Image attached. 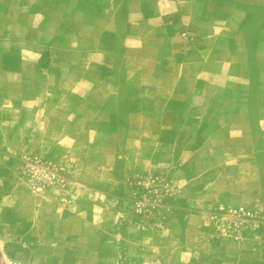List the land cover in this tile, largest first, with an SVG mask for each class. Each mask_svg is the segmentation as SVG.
I'll use <instances>...</instances> for the list:
<instances>
[{"label":"crops","instance_id":"1","mask_svg":"<svg viewBox=\"0 0 264 264\" xmlns=\"http://www.w3.org/2000/svg\"><path fill=\"white\" fill-rule=\"evenodd\" d=\"M124 56L134 57V67L136 56H148V83L114 76ZM78 70L87 76L68 74ZM126 86L140 89L129 96V111ZM15 87L27 118L59 120L64 103L73 107L66 111L71 120L87 122L96 112L122 128L120 120L140 119L182 138L184 161L173 162L169 173L185 185L181 197L193 195L204 209L206 200L218 211L213 199L243 204L255 198V171L264 165L257 156L264 151V0H0V89L12 108ZM207 88L227 93L205 95ZM162 90L170 94L159 96ZM86 133L102 136L88 149L102 152L104 168L110 130L92 125ZM150 143L155 151L172 148ZM260 203L263 220L235 222L241 230L232 234L217 226L215 241L202 226L208 210L187 214L182 251L206 259L201 249L214 242L216 264H264Z\"/></svg>","mask_w":264,"mask_h":264},{"label":"rangeland","instance_id":"2","mask_svg":"<svg viewBox=\"0 0 264 264\" xmlns=\"http://www.w3.org/2000/svg\"><path fill=\"white\" fill-rule=\"evenodd\" d=\"M147 57L136 56L139 63L134 67V57L124 56L122 69L114 76L125 82L148 83L150 73L144 62ZM79 61L86 59L81 57ZM68 74L82 79L87 71ZM125 89V107L129 111V96L140 94V89ZM1 91L4 90L0 89V249L8 264H216L211 249L214 242L206 241L201 249L206 259L182 251L187 214L208 210L202 226L214 241L217 226L232 234L241 230L235 222L249 217L263 220L258 208L262 206L260 202L264 205V165L259 173L255 171L254 200L239 204V200L233 203L213 199L218 211L211 209L212 200H206L210 208L204 209V203L193 195L181 197L185 185L169 173L173 162L184 161L182 138H169L166 129H150L149 122L140 119H122V128L113 119L96 117V112L87 122L71 120L66 111L73 107L64 103L59 105V120L36 113L27 118L24 105L16 99L21 88H13V108L5 103ZM226 93L223 88L205 91V95ZM77 94L81 97L82 93ZM142 94L150 93L143 90ZM169 94L166 90L158 92L163 97ZM92 125L95 130L104 125L111 133L104 138L110 147L104 168L102 152L88 149L91 143L103 141L100 134L86 133ZM150 141L159 146L167 143L172 148L155 151ZM259 151L257 156L262 161L264 151ZM24 156L38 158L45 172L32 171L24 163ZM149 178L155 179L156 185L140 187L138 183ZM172 204L176 208L172 209Z\"/></svg>","mask_w":264,"mask_h":264},{"label":"built area","instance_id":"3","mask_svg":"<svg viewBox=\"0 0 264 264\" xmlns=\"http://www.w3.org/2000/svg\"><path fill=\"white\" fill-rule=\"evenodd\" d=\"M23 160L26 166L29 167L32 171L37 170V171L45 172L44 169L40 168L41 166H39L38 158H31L30 156H24ZM156 182L157 181L155 179L149 178L144 182L140 181L138 184L140 185V187L143 188V187H148L149 185L155 186Z\"/></svg>","mask_w":264,"mask_h":264},{"label":"bare ground","instance_id":"4","mask_svg":"<svg viewBox=\"0 0 264 264\" xmlns=\"http://www.w3.org/2000/svg\"><path fill=\"white\" fill-rule=\"evenodd\" d=\"M0 264H8L7 261L5 260L3 253L1 252V249H0Z\"/></svg>","mask_w":264,"mask_h":264}]
</instances>
